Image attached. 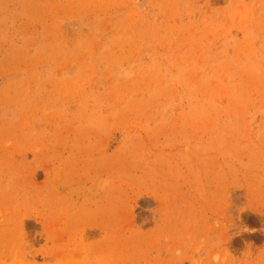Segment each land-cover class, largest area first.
<instances>
[{"label": "rangeland", "instance_id": "374dc122", "mask_svg": "<svg viewBox=\"0 0 264 264\" xmlns=\"http://www.w3.org/2000/svg\"><path fill=\"white\" fill-rule=\"evenodd\" d=\"M0 264H264V0H0Z\"/></svg>", "mask_w": 264, "mask_h": 264}, {"label": "clouds", "instance_id": "9594fccd", "mask_svg": "<svg viewBox=\"0 0 264 264\" xmlns=\"http://www.w3.org/2000/svg\"><path fill=\"white\" fill-rule=\"evenodd\" d=\"M108 183H109V180L108 179H104L102 181V187H107Z\"/></svg>", "mask_w": 264, "mask_h": 264}]
</instances>
